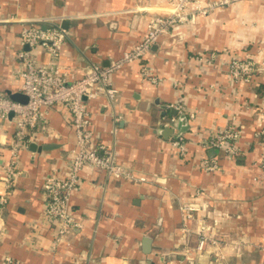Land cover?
I'll return each mask as SVG.
<instances>
[{
    "label": "crops",
    "instance_id": "crops-1",
    "mask_svg": "<svg viewBox=\"0 0 264 264\" xmlns=\"http://www.w3.org/2000/svg\"><path fill=\"white\" fill-rule=\"evenodd\" d=\"M170 5V0H0V92L9 97L22 83L16 59L23 48L21 21L61 18L68 38L58 56L40 48L35 56L68 67L78 79L88 62L105 66L138 44L148 18ZM79 15L84 17L72 18ZM199 55L207 58L196 60ZM233 56L264 59V0H239L160 36L143 62L164 79L161 83L143 79L137 61L111 75L118 91L113 110L104 98L87 102L93 140L113 149L119 164L146 181L117 180L83 168L69 204L79 226L55 248L43 218L41 186L48 173L66 168L74 135L66 108H50L46 119L54 137H39L36 144L54 147L33 151L29 144L20 151V173L0 210V264H218L205 253L184 256L181 250L178 207L195 201L196 190L205 204L202 227L245 244L230 251L223 264H264V168L259 165L264 139L256 136L264 129V72L250 83L230 81L226 69ZM176 104L195 115L178 136L186 142L183 155L171 146L178 139L170 113ZM231 123L240 132L237 156L199 146L200 137ZM165 126L171 133L163 136ZM11 134L0 119V140L9 142ZM204 158L217 168H200ZM7 159L8 151L0 148V176ZM187 243L193 247L195 238Z\"/></svg>",
    "mask_w": 264,
    "mask_h": 264
},
{
    "label": "built area",
    "instance_id": "built-area-1",
    "mask_svg": "<svg viewBox=\"0 0 264 264\" xmlns=\"http://www.w3.org/2000/svg\"><path fill=\"white\" fill-rule=\"evenodd\" d=\"M239 0H170L171 5L164 8L162 15L148 18L144 38L120 57L111 59L102 66L88 62L84 74L75 79L69 68L57 63H42L35 56V49L45 50L52 57L58 56L60 48L68 38L67 31L61 26V18L41 17L21 21L23 23L19 37L23 48L16 53L18 61L17 75L22 83L19 93L26 96L25 103L12 100L0 92V119L7 121L12 130L11 139L4 143L0 140V148L8 151V159L3 165L0 176V210L7 204L13 184L19 175L18 156L20 151L28 148L31 142L37 143L38 138L54 137L47 125L48 110L55 106H63L70 114V122L74 135V147L70 152L69 161L62 172L48 173L42 182V192L46 203L43 218L53 230L54 248L64 239L68 232L79 224L70 213V198L80 185V172L83 168H93L103 172L106 177L131 182H143L146 178L137 176L131 170L117 162L113 149L101 142L93 140L90 128V115L87 102L96 98H104L105 106L113 110L117 89L111 83V75L123 66L140 62V74L151 84L164 81L153 74L147 63L146 56L160 36L169 33L178 26L194 24L197 17L206 16L217 8L229 6ZM146 8L138 9L146 11ZM84 16H73L82 18ZM212 57V56H210ZM196 60L207 58L203 55ZM264 72V59L255 61L231 57L226 73L234 83H250L253 76ZM179 113H183L182 105H172ZM112 112V118L115 114ZM188 120L195 115L186 114ZM264 139V129L256 133ZM239 130L231 123L221 130L211 132L204 138L200 137L199 146L222 152L226 156L235 157L239 154ZM171 146L183 155L186 142L179 137L171 140ZM264 168V159L259 163ZM199 167L205 171L217 168L213 159H201ZM201 190L194 193L195 201L182 202L178 209L181 215L180 234L181 250L186 256L191 251L213 257L218 264H223L230 251L238 250L245 245L243 242L230 241L225 237H217L202 227L205 204L201 199ZM193 223L195 226H193ZM193 236V247L187 238ZM245 247V246H244ZM8 263L12 261L5 260Z\"/></svg>",
    "mask_w": 264,
    "mask_h": 264
},
{
    "label": "water",
    "instance_id": "water-1",
    "mask_svg": "<svg viewBox=\"0 0 264 264\" xmlns=\"http://www.w3.org/2000/svg\"><path fill=\"white\" fill-rule=\"evenodd\" d=\"M9 98L15 101H19L21 103H25L27 98L25 95L17 92V93H11L9 94ZM173 116H175V119L172 122V125L176 127L178 134L176 138L187 128V116L185 113H178L175 109H172L170 112ZM161 134L163 136L169 135L171 133V128L169 126H165L163 129H161ZM179 138V137H178ZM54 147L53 144H45V145H37L35 142L30 143L31 150H48Z\"/></svg>",
    "mask_w": 264,
    "mask_h": 264
},
{
    "label": "trees",
    "instance_id": "trees-1",
    "mask_svg": "<svg viewBox=\"0 0 264 264\" xmlns=\"http://www.w3.org/2000/svg\"><path fill=\"white\" fill-rule=\"evenodd\" d=\"M213 150V149H212Z\"/></svg>",
    "mask_w": 264,
    "mask_h": 264
}]
</instances>
